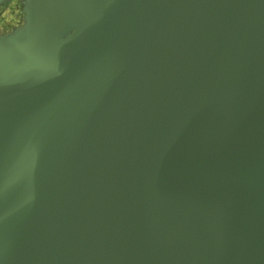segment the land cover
I'll use <instances>...</instances> for the list:
<instances>
[{
    "label": "water",
    "instance_id": "obj_1",
    "mask_svg": "<svg viewBox=\"0 0 264 264\" xmlns=\"http://www.w3.org/2000/svg\"><path fill=\"white\" fill-rule=\"evenodd\" d=\"M22 1L0 264H264V0Z\"/></svg>",
    "mask_w": 264,
    "mask_h": 264
},
{
    "label": "flooded vegetation",
    "instance_id": "obj_2",
    "mask_svg": "<svg viewBox=\"0 0 264 264\" xmlns=\"http://www.w3.org/2000/svg\"><path fill=\"white\" fill-rule=\"evenodd\" d=\"M22 5V0H11L4 4V9L0 10V35L10 32L22 24Z\"/></svg>",
    "mask_w": 264,
    "mask_h": 264
},
{
    "label": "crops",
    "instance_id": "obj_3",
    "mask_svg": "<svg viewBox=\"0 0 264 264\" xmlns=\"http://www.w3.org/2000/svg\"><path fill=\"white\" fill-rule=\"evenodd\" d=\"M8 2H10V1H8ZM8 2H6V3H8ZM6 3H4V4H6ZM4 4H3L1 7H3V6H4ZM22 6H23V5H22ZM1 7H0V8H1ZM22 15H23V14H22Z\"/></svg>",
    "mask_w": 264,
    "mask_h": 264
},
{
    "label": "rangeland",
    "instance_id": "obj_4",
    "mask_svg": "<svg viewBox=\"0 0 264 264\" xmlns=\"http://www.w3.org/2000/svg\"><path fill=\"white\" fill-rule=\"evenodd\" d=\"M3 9H4V8H3V7H1V9H0V10L2 11Z\"/></svg>",
    "mask_w": 264,
    "mask_h": 264
}]
</instances>
